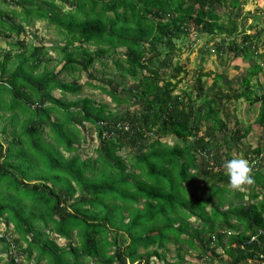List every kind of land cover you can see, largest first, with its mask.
Wrapping results in <instances>:
<instances>
[{"label":"trees","instance_id":"obj_1","mask_svg":"<svg viewBox=\"0 0 264 264\" xmlns=\"http://www.w3.org/2000/svg\"><path fill=\"white\" fill-rule=\"evenodd\" d=\"M36 1L13 4L25 24L56 26L65 41L53 48L62 65L56 74L45 69V47L0 52V110L13 124L16 112L26 116L11 139L4 126L0 130L7 143L0 141V190L15 197L0 200V264H189L190 251L197 252L196 264H264V142L252 151L255 160L245 156L253 184L230 187L221 166L232 158L230 134L240 141L251 132L249 125L234 129L237 120L229 129L222 119L231 99L255 106L251 127L262 130L264 141V29H254L256 20L264 24V14L239 28L234 12L243 0H58L68 9L61 16L55 0ZM215 6L226 9V21ZM11 20L0 14V35L23 48L24 27ZM202 35L214 43L223 37L218 59L230 53L229 64L246 63L239 87L225 85V97H209L199 76L193 89L174 94L181 81L170 80L187 72L173 53L181 52L182 42L192 48ZM117 48L124 56L111 62L119 77L136 76L134 88L116 91L114 79L104 77L108 88L77 85L83 72L97 80L89 68L96 60L107 68L103 60ZM83 87L136 109L116 114L106 103L79 98ZM56 90L75 99H56ZM117 123L127 130L103 137ZM91 134L98 139L95 157L82 159L78 151ZM169 137L176 140L172 146L161 142ZM127 145L137 153L124 160L117 152ZM232 197L244 202L231 206Z\"/></svg>","mask_w":264,"mask_h":264},{"label":"rangeland","instance_id":"obj_2","mask_svg":"<svg viewBox=\"0 0 264 264\" xmlns=\"http://www.w3.org/2000/svg\"><path fill=\"white\" fill-rule=\"evenodd\" d=\"M244 2H241L240 8L234 12V15L236 16L235 20L237 21V25L239 28L243 27L245 24L249 25L253 17H256L257 15L264 14V0H243ZM16 0H7V3L0 1V14L2 15V20L6 21L7 23L12 22V18L16 23L21 24L24 27V33L20 35L19 41H22L23 48H17V47H10V44L15 43V38H5L2 35H0V52L11 50L12 53H15L18 51V49H22L27 51H30L31 47H45L48 49L47 51V62L45 69L52 70L55 74L59 71L62 65V61L60 60L59 54L53 50V48L57 46H63L65 41L63 40L62 34H60L59 30L56 28V26L52 23H48L47 21H37L33 20L30 24H25L23 17L21 16V8L19 6L14 5ZM39 2L38 0L36 1ZM54 5H57L56 10L59 12V16H61L63 13L67 12L68 9L66 6H60V3L58 0L54 1ZM25 7H29L27 2H24ZM17 11L19 13V16H13L10 15L9 11ZM215 10L217 11L218 15L222 17L223 21H226L225 19V13L226 9L222 7L215 6ZM227 11H229L227 9ZM112 15V14H109ZM247 21V22H245ZM257 25L254 27L255 31H260L261 29H264L263 20L260 18L256 20ZM246 29V27H244ZM247 33H249L247 29ZM198 35V33H196ZM208 36L202 35L198 36L196 38L195 44L192 46V48H187L183 46L184 42H182L181 52L180 53H173L174 58L173 61H179L180 64L185 68L187 74L180 75L178 78L170 80L172 83L176 81H181L176 89L175 95H183V91H186L189 87L193 89V85L195 84V80L197 76L201 77V84L204 88V91L208 94L209 97L213 95L221 94L222 97H225L228 93V90L224 88L225 85L229 84L232 85L233 88L237 89L239 86L237 85V81L240 78V72L239 71H245V69H241V66L246 65V63L241 62H232V64L228 62V60L231 59L230 53H224L227 54L224 56V54L220 57V59L217 58L216 50L219 46L218 42L220 39H223L219 37L215 38L216 42H212L209 40ZM191 40H194L192 38ZM262 39L258 40V43L260 44ZM179 45V42L177 44ZM77 46V44H76ZM86 49L92 51L95 50L94 46L85 45L82 46ZM261 49V47H259ZM113 51L116 54H110L109 60L105 61L107 64V68L102 67L99 61H95L91 67L89 68L88 72H91L97 77V80H90L88 78V73L83 72L81 73L82 79L77 81V85L83 83L84 81H89L94 85H102L106 86L104 82L101 81V79L104 78H112L114 79L113 87L116 89V91H120L121 88L124 87L125 91L134 88L136 86V76L130 77L126 76L125 78H121L117 75L116 69L114 64L111 62L112 59H122L124 56L125 50L122 48L113 49ZM26 54V53H25ZM228 60H226V59ZM1 59V57H0ZM12 60V59H11ZM14 62V60H13ZM17 63V61L14 62V65ZM232 65V66H230ZM246 67V66H245ZM42 67L34 72V75H37L42 71ZM163 78H168L169 73L165 71H160ZM143 75V74H142ZM220 75V80L218 82L215 81V76ZM66 80L68 82H72V79L69 77H66ZM233 81V82H232ZM219 87L221 90H219ZM106 88H108L106 86ZM218 89V90H217ZM217 92H216V91ZM237 91V90H236ZM218 93V94H217ZM52 96L56 99L63 100L65 102L73 101L75 98L68 94H62L58 90L52 92ZM81 97H86L93 99L96 104L100 103H106L108 106V109L116 114H122L127 113L129 115H132V113L135 111V107H118L112 103H110L108 97L100 90V89H93L88 87H83V90L81 92ZM192 97H195V92L192 91ZM219 97V96H218ZM6 102L7 96H5ZM218 99V98H217ZM223 99L222 101H224ZM47 104V103H45ZM31 106H34V104H31ZM30 106V107H31ZM255 106H251L247 104L245 101L239 100L237 102H234L233 99H231L229 102L226 103V111L225 113H222L221 117L228 125L229 129H233L234 122L237 120L239 124L235 126L234 129H239L243 127H248V125L251 128L250 134L243 140H235L237 137V134L231 135L230 134V140H229V147L231 157L234 156H243L245 157L248 154L249 159H253L256 157L254 154H252V151L256 148L258 143L264 142L262 141L260 137V131L259 129L251 127V125L254 122V119L257 115V110L254 108ZM75 108H72L74 110ZM224 109V108H223ZM0 115H2V119H0V130L4 126L6 129L5 135L7 136V139H11L14 133L18 132V128L22 121L26 118L25 115L16 112L15 113V123L13 124L11 121H9V113L5 110H0ZM12 115V114H11ZM8 117V118H7ZM51 118L53 116L51 115ZM86 128H88L86 126ZM46 132L44 134V138L48 141V136ZM82 135V132H81ZM4 135L0 134V141L3 146H6L7 143L3 139ZM233 139V140H232ZM161 142L166 143L169 146H172L176 140L174 138H164L161 140ZM98 144V139L91 134L90 137L87 138V142L85 145H83L79 151V156L83 159H93L95 157V149ZM142 151H145L144 149ZM136 149L132 148L130 145L125 146L123 149H121L119 152H117V155L124 159H130L134 154H136ZM263 154V151L260 153ZM65 155V154H64ZM8 195V196H6ZM14 195H12L11 192L6 193L4 190H0V200H3L5 202H10L12 199H14ZM232 205L236 206L239 203H243V201L234 199L232 197ZM226 209V208H225ZM193 221V220H190ZM195 225V224H194ZM198 225V224H196ZM9 229L12 230V227L9 225ZM0 231H3V226L0 227ZM12 234L13 230H12ZM54 240V242L60 246L64 245V240H58L56 239L53 234L50 236ZM186 248V247H185ZM172 250V249H171ZM196 253L190 251L188 255H186V259L188 260L189 264H196L199 262H196ZM34 264V263H33Z\"/></svg>","mask_w":264,"mask_h":264},{"label":"clouds","instance_id":"obj_3","mask_svg":"<svg viewBox=\"0 0 264 264\" xmlns=\"http://www.w3.org/2000/svg\"><path fill=\"white\" fill-rule=\"evenodd\" d=\"M126 130V124L117 123L114 128L104 130L103 132H109L108 134L112 135H108L106 136V138H112L114 137V135L116 136L118 132L123 133ZM221 166L228 177V183L230 187L241 188L244 185H251L254 183V177L252 175V165L247 158L243 156H234L230 159L224 160Z\"/></svg>","mask_w":264,"mask_h":264},{"label":"built area","instance_id":"obj_4","mask_svg":"<svg viewBox=\"0 0 264 264\" xmlns=\"http://www.w3.org/2000/svg\"><path fill=\"white\" fill-rule=\"evenodd\" d=\"M125 129H126V128H125ZM108 135H112V134H108V133L105 132V133L103 134V137H106V136H108Z\"/></svg>","mask_w":264,"mask_h":264}]
</instances>
